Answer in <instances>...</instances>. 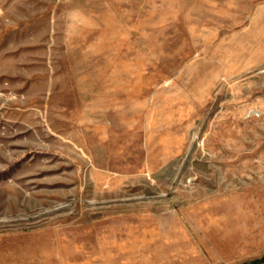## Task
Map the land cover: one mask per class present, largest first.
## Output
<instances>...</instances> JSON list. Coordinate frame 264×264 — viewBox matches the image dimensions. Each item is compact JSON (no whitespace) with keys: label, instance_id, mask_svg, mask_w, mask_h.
Returning a JSON list of instances; mask_svg holds the SVG:
<instances>
[{"label":"rangeland","instance_id":"374dc122","mask_svg":"<svg viewBox=\"0 0 264 264\" xmlns=\"http://www.w3.org/2000/svg\"><path fill=\"white\" fill-rule=\"evenodd\" d=\"M0 264H264V0H0Z\"/></svg>","mask_w":264,"mask_h":264}]
</instances>
